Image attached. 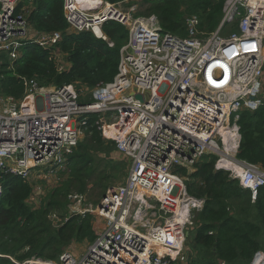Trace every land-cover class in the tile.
<instances>
[{
	"label": "built area",
	"instance_id": "1",
	"mask_svg": "<svg viewBox=\"0 0 264 264\" xmlns=\"http://www.w3.org/2000/svg\"><path fill=\"white\" fill-rule=\"evenodd\" d=\"M33 1L0 0V53L14 59L22 45L35 44L67 71L57 48L62 33L38 32L28 24ZM130 3L63 0L68 33L89 32L108 42L105 23L128 31L110 83L88 90L23 80L20 101L0 99V173L32 184L60 174L89 115H97L102 137L115 141L116 152L130 160L123 184L90 211L79 209L80 195L68 197L74 203L69 217L91 213L105 224L81 255L66 250L58 262L32 258L18 264H180L204 202L188 196L176 169L190 172L203 157L215 156V170L228 172L252 201L264 186L261 167L236 157L239 113L264 107V0H225L217 29L203 39L196 17H186L187 35L181 38L164 33L156 16L140 15L142 1L126 8ZM232 22L237 31L224 36ZM221 162L230 165L222 168ZM259 255L256 264H264L260 253L251 264Z\"/></svg>",
	"mask_w": 264,
	"mask_h": 264
},
{
	"label": "trees",
	"instance_id": "2",
	"mask_svg": "<svg viewBox=\"0 0 264 264\" xmlns=\"http://www.w3.org/2000/svg\"><path fill=\"white\" fill-rule=\"evenodd\" d=\"M143 4L147 15L156 16L164 33L181 38L187 35L186 17H196L198 37L203 39L217 29L225 0H143ZM31 8L27 20L34 30L62 33L57 48L70 68L60 71L50 52L35 44L22 45V56L12 64L5 53H0L1 97L20 101L24 97L23 80H34L45 88L73 85L91 90L114 79L120 49L128 40L125 27L115 22L103 25L104 35L113 44L110 47L89 32L68 33L63 0H34ZM236 31L237 24L232 22L225 26L223 35ZM237 125V159L259 165L264 171V107L240 112ZM100 127L97 115H89L85 137L69 157L67 179L50 190L38 208L28 203L34 184L0 173V264H18L32 258L58 262L72 244H90L97 238L105 224L91 213L69 217L67 198L71 192L84 195L95 176L99 180L107 174L98 172L99 165L95 163L100 160L98 155L112 163L116 142L104 139ZM215 163V156H206L190 172L181 168L175 171L184 178L188 196L204 202L202 210L195 214V228L189 231L193 251L187 263L250 264L264 243V186L252 201L251 192L240 188L228 172L215 170ZM106 167L112 170V166ZM105 190L103 185L96 196L103 197ZM94 203L99 204L96 200ZM52 214L62 219L57 229L49 219Z\"/></svg>",
	"mask_w": 264,
	"mask_h": 264
},
{
	"label": "rangeland",
	"instance_id": "3",
	"mask_svg": "<svg viewBox=\"0 0 264 264\" xmlns=\"http://www.w3.org/2000/svg\"><path fill=\"white\" fill-rule=\"evenodd\" d=\"M141 1H142V4L139 7V14L140 15H145V14L147 15V6L143 4V0H131V3L129 5H127L126 8L130 7L132 3H141ZM21 56L22 55H20V57ZM20 57H15L14 59H10L8 57L10 59V64H12L13 61H17ZM64 65H65V59L63 57V61L61 62L60 66L64 67ZM262 92L264 94V74H263V79H262ZM80 95H82V98L84 100H86L88 97V93L84 92L83 90H81ZM1 98L2 97L0 96V99ZM104 119H105V121H107L106 125L109 128V131H113L114 128H112L111 116L106 115V116H104ZM83 137H85L84 134H83ZM83 137H82V139H83ZM97 157H99V159H100V160H97L95 163L96 165H99L98 172L106 171V173L108 175L104 173V176H103L104 178L99 179V180L97 179V176H95L93 178V180L91 182H89L88 187H87V191L84 195H80V194H77L75 192H71L68 195V197L70 195H80L82 197L81 203L79 205V209L90 211L96 205H98L97 203L96 204L94 203V200H96L98 202L102 201L103 197H98L96 195H98L102 191L103 185L106 186L105 193L107 194L109 192V189L117 188V187L121 186L123 184V182L125 181L126 173H127V170L130 166V160L129 159L123 158L117 152L112 154V163L109 162L107 159H104L103 155H98ZM120 160L124 161L125 165H122ZM106 164L109 165L110 167L112 166V170L109 167H106ZM114 167H117V169H114ZM67 172H68L67 169H65L63 171H60V174L58 173V174H53L51 176L41 177L40 179L34 181V191H33L32 197L28 201L29 205L31 207L38 208L41 205V201H43V199L48 194V192L50 190L56 188L58 185H60V183H62L63 181H65L67 179V177H68ZM95 183H97V186L94 185ZM68 204L69 205L67 206V211H68V215H70V213H72L71 207L74 205V203L72 201L68 200ZM75 204H78V203L76 202ZM49 219L52 222V227L55 229H57V227L62 222V219H60L58 216H55L54 214L50 215ZM191 242L192 241L190 239V236L185 239L184 256H185L186 260L180 264H188L187 263L188 256L190 253L192 254V251H193V249L191 248V245H192ZM88 245H89V243H86V242L82 243V244H72L67 251H70L76 255H81L85 251L86 247H88Z\"/></svg>",
	"mask_w": 264,
	"mask_h": 264
},
{
	"label": "crops",
	"instance_id": "4",
	"mask_svg": "<svg viewBox=\"0 0 264 264\" xmlns=\"http://www.w3.org/2000/svg\"><path fill=\"white\" fill-rule=\"evenodd\" d=\"M70 68V65H69V63H68V66H67V68L66 69H69ZM119 154V153H118ZM121 155V154H120ZM122 156V155H121ZM123 157V156H122ZM236 157H237V155H236ZM124 158V157H123ZM242 161V160H241ZM260 254H262L263 256H264V243H263V247H262V250L259 252ZM258 259V262H260V257H258L257 258ZM258 262H256V263H258ZM255 263V264H256Z\"/></svg>",
	"mask_w": 264,
	"mask_h": 264
},
{
	"label": "bare ground",
	"instance_id": "5",
	"mask_svg": "<svg viewBox=\"0 0 264 264\" xmlns=\"http://www.w3.org/2000/svg\"><path fill=\"white\" fill-rule=\"evenodd\" d=\"M228 165H230V164L229 163H224V162L220 163V167H222V168H225V166H228Z\"/></svg>",
	"mask_w": 264,
	"mask_h": 264
},
{
	"label": "water",
	"instance_id": "6",
	"mask_svg": "<svg viewBox=\"0 0 264 264\" xmlns=\"http://www.w3.org/2000/svg\"><path fill=\"white\" fill-rule=\"evenodd\" d=\"M136 98L138 99V100H141V97L140 96H136ZM251 264V263H250Z\"/></svg>",
	"mask_w": 264,
	"mask_h": 264
},
{
	"label": "clouds",
	"instance_id": "7",
	"mask_svg": "<svg viewBox=\"0 0 264 264\" xmlns=\"http://www.w3.org/2000/svg\"><path fill=\"white\" fill-rule=\"evenodd\" d=\"M21 50V49H20ZM252 262V261H251Z\"/></svg>",
	"mask_w": 264,
	"mask_h": 264
}]
</instances>
